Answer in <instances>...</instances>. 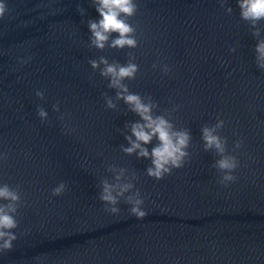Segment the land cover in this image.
<instances>
[{"label": "water", "instance_id": "1", "mask_svg": "<svg viewBox=\"0 0 264 264\" xmlns=\"http://www.w3.org/2000/svg\"><path fill=\"white\" fill-rule=\"evenodd\" d=\"M0 2L9 10L0 18V152L8 153L0 184L21 194L17 239L0 264H264V70L255 63L264 21L257 37L237 0H226L231 14L219 0H134L138 46L101 51L90 46L87 21L99 19L92 0ZM101 56L121 64L134 57L130 92L190 131L184 167L157 181L146 174L150 159L121 151L126 125L139 117L91 68ZM104 93L116 109L105 107ZM217 119L240 161L227 186L201 138ZM110 165L138 176L143 219L123 200L119 214L105 210L100 181L112 179ZM61 182L65 192L53 196Z\"/></svg>", "mask_w": 264, "mask_h": 264}, {"label": "clouds", "instance_id": "2", "mask_svg": "<svg viewBox=\"0 0 264 264\" xmlns=\"http://www.w3.org/2000/svg\"><path fill=\"white\" fill-rule=\"evenodd\" d=\"M219 3L222 8H225L226 0H219ZM92 4L99 14V19L87 21L91 33V47L102 51L106 47L122 50L125 48L134 49L138 46L136 28L129 23V19L135 16L138 11V5L134 0H92ZM237 4L241 19L249 23L252 35L258 37L261 31L258 25L264 21V0H237ZM8 11L7 4L0 2V18H3ZM79 11L81 14L84 13L83 9H79ZM225 11L231 14L232 8L226 7ZM114 33L118 35L111 38ZM230 51H235V49L232 48ZM255 52L256 66L264 70V39L257 42ZM134 59L130 56L126 64H121L115 61L110 63L107 58L101 56L98 60H90L89 63L93 70L99 69L100 75L109 81L108 88L116 90L115 100H123L129 111L139 117L138 121L126 125L130 131V135H125L129 146L121 145V151L129 156L136 154L137 158L150 159L151 165L147 167L146 174L159 181L166 175H170L173 169L184 167L190 157L187 149L190 147L192 137L188 129H176L168 116L154 114L153 109L158 105L151 98L145 102L141 95L130 92L124 81L135 79L139 71ZM20 62L27 63V60ZM101 65H103L102 68ZM157 66L153 65L154 68ZM162 70L165 74L171 71L168 65H163ZM36 96L44 99L42 91H37ZM103 96L107 109L117 108L112 97L107 93H104ZM53 110L59 112L58 104L53 105ZM175 110L173 109V111ZM37 114L41 121L48 118V113L43 107L38 108ZM224 125V120L217 119L214 125L204 126L201 129V138L204 150L206 152L214 150L219 156L212 166L220 173L219 183L227 186L236 181L237 177L233 173L240 166V161L236 155L228 152L227 139L218 134V130L222 129ZM153 140L157 143L149 151L146 146ZM242 143V139L237 140L233 151L239 149ZM7 159L8 153L0 152V162ZM107 171L112 173V179H101L99 194V199L104 203L105 210L114 215L119 214L118 205L123 200L130 205L129 212L132 216L143 219L148 213L142 208L144 198L134 183L138 181V176L135 173L128 175L126 168L115 165H110ZM65 190L66 184L61 182L52 189V195L60 196ZM0 201L6 202L0 203V252H6L12 249L13 242L17 239L13 230L19 226L16 219L21 206L19 187L13 188L6 183L0 184Z\"/></svg>", "mask_w": 264, "mask_h": 264}]
</instances>
